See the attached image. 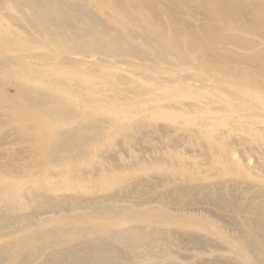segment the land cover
Wrapping results in <instances>:
<instances>
[{
  "label": "bare ground",
  "instance_id": "bare-ground-1",
  "mask_svg": "<svg viewBox=\"0 0 264 264\" xmlns=\"http://www.w3.org/2000/svg\"><path fill=\"white\" fill-rule=\"evenodd\" d=\"M211 1L198 9L223 21L229 44L240 29L264 40V23L243 22L234 0H215L210 12ZM145 9L169 10L161 0H0V117L42 159L14 169L0 136V264H264V167L253 156L259 173L246 172L230 147L264 155V50L261 59L206 50L200 32L215 26L185 34L171 16L165 33ZM201 49L210 60L195 68ZM158 108L195 122L158 123ZM176 125L199 126L187 134L213 154L208 172L76 169L115 157V135L137 142Z\"/></svg>",
  "mask_w": 264,
  "mask_h": 264
},
{
  "label": "rangeland",
  "instance_id": "rangeland-1",
  "mask_svg": "<svg viewBox=\"0 0 264 264\" xmlns=\"http://www.w3.org/2000/svg\"><path fill=\"white\" fill-rule=\"evenodd\" d=\"M187 1H188L187 5L181 6V5L170 4V3L166 2L165 0H161V3L164 4V6L166 8H168L169 10L168 11H162L159 13L157 12L156 17L153 16V13H151L147 9H145L142 12L148 18H154L155 17L154 18L156 21L155 28H157L159 31H163L165 33L173 32V30L169 26V18L171 16H175V18L179 21V24H180L179 31L182 33H185V34L189 30H192L193 28H195V30L200 31L205 26H210L213 28L215 26L217 28V30L215 28L213 31L209 30V31L205 32L202 30L200 32L199 39L197 42V44L200 47H205L206 50L207 49L224 50V48H225V50H227V52H229V56H231V57L234 54H237V55H241L244 57H253V58L256 57L257 59L262 58V57H258V56L264 50V40L260 39L255 34L246 33V32H243L242 29H240L241 31H235L236 36H238L237 38H240L239 39L240 42L237 41V45H232L231 43L229 44L227 41H225V37H227L232 32H230L224 28V26L222 25L223 21L219 23L216 20V17H214V19L213 18L210 19V17L207 18L204 14H202L199 11L198 5L203 4L206 0H187ZM234 1H235V9H236V10L234 9L235 13H237L239 15L241 14L240 16L242 17L243 22L244 21L245 22H248V21L251 22L252 21V22L256 23L255 25H257V26H260L261 23H264V0H234ZM211 3L207 4V6H206L207 7L206 10H209L210 12L214 11L215 8H213V7L218 6V4L216 3L215 0H213V2L211 1ZM189 6L192 7L193 9L190 8ZM247 11H249L250 14H249V12L247 13ZM214 16H216V14ZM244 17H245V19H244ZM230 23L233 26H238L240 22L232 20ZM218 28H220V29H218ZM14 30L17 32L19 31L17 28H14ZM132 30L134 32L138 31L135 27H132ZM212 35H219L220 36L218 38L219 40L218 39H216V40L212 39L213 38ZM210 37H212V38H210ZM14 39H15L14 37L9 38L10 41H13ZM222 39H224V40H222ZM243 39H244V41H243ZM246 39L249 40V42ZM135 42L140 43V41H135ZM256 43H257V45H256ZM206 50L201 49V51H195L194 52L195 68L197 67V65H199L201 63L209 62L210 57L207 54ZM231 52H233V53H231ZM196 60H197V62H196ZM241 67L244 69L246 68V69L254 70L253 68H256L257 64L252 63V64L247 65L246 62H242ZM124 75L130 76L128 73H124ZM168 90H169V86L164 85V86H162V88L156 89V93L162 94ZM201 93H203V91H201ZM183 102H187V100H183ZM164 103L166 104V102H159L158 104L160 106H162ZM158 111H159L157 113V115H158L157 116V118H158L157 122L158 123H160V122H166L167 123L170 121L182 122L185 119H190L192 121V123L195 122V113H183L180 111L163 110V109H159ZM0 121H2L3 125H4V126L0 127V136L4 134L3 136L5 137V141L3 142L1 149H5V151H7V153H8V156L11 153L12 156L10 155L9 159L12 160L10 162V164L13 167L15 166L14 169L19 168L20 164H22V163L28 164L29 161H31V159L36 160V161L42 160L38 155L33 154L32 152H30L29 149H28L29 151L27 150L28 146L25 143L26 140L24 139V137H21L16 132L13 124L8 123L6 121V119H4V118L1 119V117H0ZM179 126L182 127L179 131L165 132L164 134L162 133V135L160 132L159 133H153L152 135H144L142 133H144L145 131H142L141 134H137V138L138 139L140 138V140H138L136 138L137 142H127V141H124L123 136L115 135V136H113V138H111V140L109 142V145L116 152L115 157L114 156L111 157L110 160H109V158L104 159L106 162L101 158H95L94 160H92L90 158H86V159H83V161L80 165L76 166V169L81 170L83 172H91L93 170V167L101 166L102 171H100L99 174L105 173V170L107 169V171H109L112 175L113 174H115V175H127L129 173H134V174H142V173L151 174V173H156V172L163 173V172H166V170H169L172 166L174 167V165H179L180 168H185V165H191V168L193 170H195V167H197L198 169H200L202 171L208 172L209 167H210V165L208 163H209L211 157L213 156V154L210 153V151L207 149L206 145L203 144L201 138L198 139L197 135L194 136L193 133H191V134L188 133L189 135L187 134L188 129L189 130L193 129L195 131V134H196V132L199 130V126L187 125V128H186L183 125H176V127H179ZM220 126L221 125H219V127ZM223 127H225V126H223ZM12 128H13V131H12ZM14 133H16V134H14ZM6 136H7V139H6ZM151 138H154V139L151 140ZM171 138H173V139H171ZM23 140H24V142H23ZM119 141H121L120 142L121 144L119 143ZM118 143L120 145H118ZM137 143H140L139 146ZM201 145H203L202 146L203 148L201 147ZM236 145H238V146H236ZM119 146H121V147H119ZM142 146L145 150L142 149ZM230 147H231V150L234 148L233 150L236 151L237 157L239 159L244 158L247 160V162H248L247 165H243L241 162L239 163V167L241 169L245 170L246 172L259 173V171L257 169L258 165H257V163H255L256 158L259 162V165L264 167V155H262L260 152H257L256 150H253L252 145H246V144H241L240 142H238V143L236 142V144H231ZM146 148H148V149H146ZM204 148H206V149H204ZM120 149H123V150H120ZM246 149H248V150H246ZM18 151L21 152V153L19 152L20 156L18 155V153H16ZM237 151H239V153H237ZM204 152H205V154H204ZM28 153L30 155H28ZM239 154H240L241 158H240ZM15 155H18V156L15 157ZM25 155H26V157H25ZM34 156H36V157H34ZM253 156H254L255 160L253 159ZM205 157H206V159H205ZM151 158H153V159H151ZM213 158H218V156H214ZM9 159L7 160V162L10 161ZM207 159H208V161H207ZM22 160H23V162H22ZM252 160H254L255 162ZM206 161L208 162L207 164H206ZM117 164L122 166V167H119V166L116 167ZM13 167H11V168H13Z\"/></svg>",
  "mask_w": 264,
  "mask_h": 264
}]
</instances>
